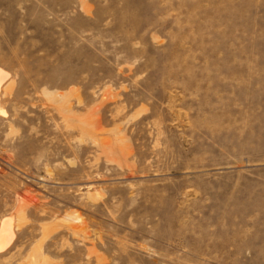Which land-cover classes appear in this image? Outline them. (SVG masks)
I'll return each instance as SVG.
<instances>
[{
	"label": "rangeland",
	"instance_id": "obj_1",
	"mask_svg": "<svg viewBox=\"0 0 264 264\" xmlns=\"http://www.w3.org/2000/svg\"><path fill=\"white\" fill-rule=\"evenodd\" d=\"M0 69V264H264V0H0Z\"/></svg>",
	"mask_w": 264,
	"mask_h": 264
},
{
	"label": "bare ground",
	"instance_id": "obj_2",
	"mask_svg": "<svg viewBox=\"0 0 264 264\" xmlns=\"http://www.w3.org/2000/svg\"><path fill=\"white\" fill-rule=\"evenodd\" d=\"M8 75H6L1 69H0V96H1V90L3 88L4 82L6 80ZM7 220H5L2 224V229L0 231V250L3 249L5 246H7L12 240H13V233L11 230V227L7 225ZM4 226H8L7 228H4Z\"/></svg>",
	"mask_w": 264,
	"mask_h": 264
}]
</instances>
